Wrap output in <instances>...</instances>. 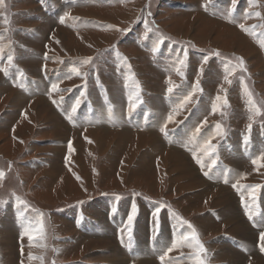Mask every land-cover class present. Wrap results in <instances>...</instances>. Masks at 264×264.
I'll use <instances>...</instances> for the list:
<instances>
[{
    "label": "rangeland",
    "instance_id": "rangeland-1",
    "mask_svg": "<svg viewBox=\"0 0 264 264\" xmlns=\"http://www.w3.org/2000/svg\"><path fill=\"white\" fill-rule=\"evenodd\" d=\"M210 1L0 2V69L7 68V74L0 70V171L4 173L0 179V264H194L197 249L179 243L191 231L183 221L195 227L206 250L201 254L205 264H264L258 244L259 232L264 231L260 222L264 219V159L254 165L250 161L254 157L239 152L240 136L249 137L250 144L264 145V0H253L251 6L249 0H238L235 8L232 0H212L223 7L219 20L212 19ZM208 8L209 14L203 11ZM245 10L252 14L246 16ZM66 12L69 15L61 22ZM185 49L187 67L181 69L185 73L181 78L176 67ZM205 56L209 59L203 72L208 70V75L200 76ZM88 58L90 62L84 64ZM238 58L245 70L239 68ZM74 68L81 75H75ZM197 80L203 82L194 93L195 102L180 109L173 120L181 126V142H169L174 133L166 129L171 134L167 141L160 129L176 126L163 122ZM52 83L60 91L51 92ZM169 87L173 92H168ZM13 89L21 95L14 97ZM111 90L116 96L111 97ZM81 91L85 92L83 102L69 120L71 104ZM248 93L258 114L251 110ZM163 96L166 103L160 99ZM217 96L221 100L213 112ZM171 99L176 102L169 104ZM130 103L137 106L130 108ZM158 118L161 124L156 121L159 126L148 132L120 127H148L149 121ZM217 124L222 136L215 135ZM198 125L199 133L195 131ZM205 138L216 146L211 155L202 150ZM148 139L159 149L144 154L142 142ZM220 141L225 148L219 147ZM185 144L190 150L184 149ZM211 158L230 167L231 189L233 184H262L261 197L250 211L251 223L245 220L229 184L201 176L200 169L208 171ZM250 166L254 167L251 171ZM198 181L205 185L196 186ZM131 201L137 208L132 235L128 236V229L122 234V239L130 238L126 241L127 248L130 241L132 245L129 255L122 249L124 240L122 247L117 245L102 210L107 204L112 209L121 206L124 212ZM156 207L161 208L158 221L152 215ZM119 218L117 214V222ZM41 220L43 231L36 234L38 238L30 242L27 235H21L30 222L37 227ZM115 235L121 240L119 233ZM174 238L177 246L161 261L159 257ZM190 243L195 245V241ZM29 253L34 257L31 260Z\"/></svg>",
    "mask_w": 264,
    "mask_h": 264
},
{
    "label": "snow or ice",
    "instance_id": "snow-or-ice-1",
    "mask_svg": "<svg viewBox=\"0 0 264 264\" xmlns=\"http://www.w3.org/2000/svg\"><path fill=\"white\" fill-rule=\"evenodd\" d=\"M0 2H2V0H0ZM237 2H238V0H232V7L233 8H235ZM252 3H253V0H249L250 6L252 5ZM251 14L252 13H249L247 10H245V15L246 16L247 15H251ZM68 15L69 14L66 12L63 16H61L60 17L61 22H64L65 17H67ZM255 15L259 16L260 13L259 12H256ZM5 22H7V21H5ZM145 27L147 29V21H145ZM240 27L241 28H244V25H240ZM123 31L127 32L128 29H124ZM148 31H150V29H148ZM145 34H147V33H145ZM261 46L264 47V42H262V45ZM156 47H159V44H157ZM156 47L153 48V52L156 51ZM0 51H2V50H0ZM214 54L215 55H219V53H214ZM7 59L9 61V65H11V61L13 60V57L11 55H9L7 57ZM208 59H209L208 56H205L203 58L202 65H201L200 69H198V72L199 73H202L204 71L203 64L207 63ZM238 59H239V65H238L239 68L241 70H245L244 69V62H243L242 58H238ZM90 60H91V58L85 59L83 61V63L84 64H88L90 62ZM186 67H187V49H185L184 56H183L182 59H179L178 65L176 67V72H177V74L181 78H183L184 75H185L184 71H182L181 69L182 68H186ZM0 70L4 71L5 74H7V68L0 69ZM235 71H236V68L233 67L232 72H235ZM73 72H74L75 75H78V76L81 75V72H80L79 69H75L74 68L73 69ZM83 75L84 76H87V73H84ZM229 75H231V73H229ZM224 79L227 80L229 84L232 83L231 80H228V76H225ZM169 84L170 85L172 84V81L171 80H169ZM241 84H243V78H241ZM198 89H199V80H197L193 84L192 90L189 91L188 94L183 97L182 101L173 108V111L169 113V115L167 117V121L174 120L175 115L178 113V111L180 109L185 108L187 105L192 104V103L195 102L194 101V93H196ZM50 91L51 92H58V91H60V89L58 88L57 83H52L51 84ZM69 91H70V89H69ZM168 92L169 93L173 92V87H169L168 88ZM248 95H249V101H248V103L252 106L251 107V110L254 113L258 114L259 113V110L256 109L255 105L253 104V102L251 100V94L248 93ZM83 97H85V92L81 91L80 94H79V96H77L76 99H75V101L71 104V110L68 112V116H67V118L69 120H72L73 117H74V114L78 111L81 103L83 102L82 101V98ZM130 100H131V98H130ZM219 100H221V97L220 96H217L215 98L213 104H212V111L213 112L217 111V101H219ZM53 103H55V101H53ZM224 103L227 104L226 99H225ZM136 106H137L136 104H131L130 103V108H135ZM167 121H166V123H167ZM205 122H202V124L205 123ZM251 128H252V125L249 124L248 125V131H249V133L251 131ZM200 130H201V125H198L195 131L197 133H199ZM160 131L166 133L165 127H161ZM215 135H217V136H222L223 135V130H222L220 124H217L216 125ZM248 138L249 137H245V142H247ZM210 139L211 138L205 140L204 141V144L202 146V150L207 151L209 153V155L213 154L215 152V148H216V146L213 145L210 142ZM68 146H69V151H71L72 150V141H69L68 142ZM194 156H195V153H194ZM261 156L264 157V153H262ZM257 159H259V157ZM257 159H253L252 160V163L253 164H256L257 163ZM197 163H202L199 158H197ZM215 164H216V160H213L212 163L208 165L209 170H211ZM202 167H203V165H202ZM227 173H228V170L227 169H225L223 171V173H222V175L224 176L225 183L228 182L227 181ZM204 175L205 176H210V171H205L204 172ZM3 177H4V173L2 171H0V179H2ZM232 186L234 188L241 187V185H239V184H233ZM250 187H251V191H250L249 195L252 198V200L255 201V200H257V189L260 188L261 186L260 185H252ZM117 199H119V197H117ZM241 199H242V202H245L243 196L241 197ZM20 202L21 203H24L23 201H20ZM245 206L246 207L249 206L247 204V202H245ZM160 211H161V208L160 207H156L155 210L152 213L153 217L157 218V221H158V214L160 213ZM136 214H137V208H136L135 204H133L132 207H131V210H130L128 216H127V221H126V227L128 229V236L129 237H131V235H132V225H133V222H134V219H135ZM249 219H253V217H252V215L250 213H249ZM260 222H264V219H262ZM183 223L187 224L188 228L191 229V231L190 232H185L183 234V236L180 238L179 243L188 244L189 247H195L197 249V251H196V253H194V255H195L194 264H205V261L203 259H201V254L205 253L206 250H205L203 244L198 239V235H197L195 229L187 221H183ZM157 230H158V223H157ZM42 231H43V229H42V220H41L40 226H37V227H32L31 226V222H30L29 223V226L25 228L24 232H22L21 235L22 236L27 235L29 241L31 242L33 239L38 238L36 234L42 233ZM190 241H195V245L191 244ZM177 243H178V241L174 238L173 241H172V246L171 247H168L164 251L163 255H161L159 257V259L161 261H165V257H167L168 256V253L171 252L173 250V248H175L177 246ZM258 244H259V247H260V251L261 252H264V231H260L259 232V241H258ZM21 251L23 253V249H21ZM28 258H29V260H31L34 257L32 256L31 253H29V257ZM21 264H23V262H21Z\"/></svg>",
    "mask_w": 264,
    "mask_h": 264
},
{
    "label": "crops",
    "instance_id": "crops-1",
    "mask_svg": "<svg viewBox=\"0 0 264 264\" xmlns=\"http://www.w3.org/2000/svg\"><path fill=\"white\" fill-rule=\"evenodd\" d=\"M9 87V86H8ZM19 90H16V89H13V94H14V97H17V96H20L21 94H20V91L18 92ZM14 101H16V99L14 98ZM167 123H170V122H167ZM172 124H174L173 122H171ZM161 135V134H160ZM239 140H241V136L239 137ZM259 140V139H258ZM262 141V140H261ZM262 142H264V140L262 141ZM246 145H247V149L246 150H248L249 151V153L246 155V156H250V157H254L255 159H257L258 157H259V159H257V163H260V161H261V158H263L264 159V157H262L261 156V154L262 153H264V145H260V144H250V143H248V141L246 142ZM233 148H234V146H232ZM255 150H259L258 151V153H257V151H256V153L254 154V151ZM239 152L241 153V155L243 156V154H244V152L245 151H242V148L239 146ZM245 155V154H244ZM251 162H252V160H250ZM257 163H256V165H257ZM255 165V164H254ZM228 166V165H227ZM228 168H229V170H228V173H227V181L228 180H230L231 179V175H230V167L228 166ZM254 167H252V166H250V171L253 169ZM208 171H210L211 173H212V171H213V168L211 169V170H208ZM259 180H261V178L259 179ZM212 181H216V180H212ZM216 182H219V183H221V184H229V181L227 182V183H223V182H220V181H216ZM211 185V184H210ZM212 186V185H211ZM251 186V185H250ZM249 186V187H250ZM229 187H230V189H231V185L229 184ZM245 190V187H239V191H244ZM217 191V190H216ZM215 191V192H216ZM231 191L234 193V195H235V197L237 198V200H238V196L235 194V192H234V190H233V188L231 189ZM259 191V188L257 189V192ZM211 192H212V190H211ZM211 193L210 194H208V197L206 198V202H208L207 200H209L210 199V197H211ZM240 197H242V195H240ZM257 197H259V196H257ZM258 199V198H257ZM254 201V200H253ZM204 202V201H203ZM238 203L240 204V202H239V200H238ZM242 203V202H241ZM207 204V203H206ZM118 209H119V211L117 210V211H115L114 212V214L113 215H110V216H108V213H107V211L105 210V208H104V210H102V212H105L106 213V221H107V223L109 224V225H111L112 226V228L114 229V239H115V241L117 242V244L120 246V247H122V240H124V248L122 247V249L124 250V252L127 254V252H128V254L129 255H131L132 254V245H131V241H130V247L129 248H127V246H126V241H127V237L128 236H126V237H124L123 239H122V234L124 233V235H125V233H126V230H127V227H126V221H127V216H128V214H129V212H130V210H131V204L130 205H128V207L125 209V211L123 212L121 209V206L120 207H118ZM119 215L120 216V218H119V220H118V222H117V220H116V215ZM77 219V218H76ZM72 222V224L74 225V223H75V217H73L72 216V220H71ZM116 222H117V224L118 225H116ZM81 223L82 224H88L87 222H82L81 221ZM85 231V230H84ZM83 231V232H84ZM82 232V233H83ZM100 231H95V233H99ZM119 233L120 234V239L121 240H116V235H115V233ZM92 233V232H91ZM90 234V233H89ZM128 239L130 240V238L128 237ZM18 244H19V242H18Z\"/></svg>",
    "mask_w": 264,
    "mask_h": 264
},
{
    "label": "bare ground",
    "instance_id": "bare-ground-1",
    "mask_svg": "<svg viewBox=\"0 0 264 264\" xmlns=\"http://www.w3.org/2000/svg\"><path fill=\"white\" fill-rule=\"evenodd\" d=\"M178 11H179V10H178ZM205 13H206V12H205ZM208 14H209V12H208ZM82 15H83V14H82ZM206 15H207V14H206ZM212 16H213V15H212ZM56 18H57V16H56ZM213 18H214V20H219L218 17H212V19H213ZM46 20H47V19H46ZM222 20H225V19L222 18ZM54 23H55V22H54ZM35 25H36V24H35ZM66 31H67V30H66ZM34 33H35V32H34ZM25 37H26V36H25ZM87 38H88V37H87ZM33 39H34V38H33ZM41 46H42V45H41ZM49 48H50V47H49ZM86 48H87V47H86ZM165 50H166V49H165ZM165 50H164V51H165ZM53 53H54V52H53ZM43 54H44V53H43ZM166 54H167V53H166ZM161 55H164V53L161 54ZM209 55H210V54H209ZM55 57H56V56H55ZM149 57H150V56H149ZM181 59H182V58H181ZM91 64H93V61H92ZM37 66H38V65H37ZM48 70H49V69H48ZM96 70H97V69H96ZM96 70H95V71H96ZM203 74H204L205 76L208 75V70H206L205 72H202V73L200 74V76H202ZM104 75H105V74H104ZM104 75L101 73L102 78H103V79H107V76L105 77ZM36 78H37V77H36ZM88 80H89V79H88ZM200 82L202 83L203 81L200 80L199 83H200ZM98 84H99V83H98ZM91 85H92V84H91ZM105 85H106V84H105ZM107 85H108V84H107ZM199 88H200V87H199ZM91 90H92V88H91ZM91 90H90V92H93V94H95V93H94V92H95L94 89H93L92 91H91ZM104 91H105V90H104ZM109 91H110V90H108V92H109ZM111 91H112V90H111ZM159 91H160V92H159ZM161 91H162V90H160V89L157 90L158 93H161ZM18 92H19V91H18ZM177 92H178V91H177ZM103 94H104V93H103ZM104 95H105V94H104ZM110 95H111V97H112V96H116V95L114 94L113 91L110 92ZM181 95H182V94H181ZM168 96H169V95H168ZM171 96H172V95H171ZM95 97H96V96H95ZM222 97H223V96H222ZM162 98H164V96H163V97H160L161 101L163 102ZM171 98H173V97H171ZM174 98H175V96H174ZM105 101H106V100H105ZM164 101H165V103L167 102V101L165 100V98H164ZM171 101H172V99H171ZM173 101H175V99H174ZM173 101H172V102H173ZM177 101H178V100H177ZM181 101H182V100H181ZM175 102H176V101H175ZM104 103H105V102H104ZM114 103H115V102H114ZM121 103H122V100H121V99H119V100L116 101V107H117V109H116V108H115V109H116V111H118V112H119V107H121ZM178 103H179V102H178ZM220 103H221V102H220ZM100 104H101V103H100L98 100H96L95 105L99 106ZM163 104H164V103H163ZM224 104H225V103H224ZM195 108H196V107H195ZM205 109H206V108H205ZM205 109H204V110H205ZM164 110H165V109H163L162 112H164ZM194 111H195V110H194ZM197 111H198V110H197ZM150 112H151V111H150ZM97 113L100 114L101 112L98 111ZM97 113H95V114H97ZM203 113H204V112H203ZM203 113L199 116V119H200L201 116H203ZM95 114H94V115H95ZM104 114H105V113H104ZM109 115H110V114H109ZM225 115H226V114H225ZM110 116H111V115H110ZM114 116H115V115H114ZM101 117H102V116H101ZM101 117H100V118H101ZM94 118H95V117H94ZM104 118H105V117H104ZM111 118H112V117H111ZM199 119H198V120H199ZM108 120H111V119L108 118ZM183 120H184V119H183ZM156 121L159 122L160 124H161V122H162V121H160L159 118H158V119H154V120L149 121V126L146 127L145 131L148 132L150 129H153L152 127H158V126H159V123H157ZM109 122H110V121H109ZM94 123H95V122H94ZM97 123H98V122H97ZM97 123H96V124H97ZM110 123H111V122H110ZM100 124H103V123H100ZM106 124H107V123H106ZM106 124H105V125H106ZM138 124L141 125V123H138ZM214 124H215V123H214ZM118 125H119V124H118ZM122 125L127 126L128 129H134V130H136V128H137V127H129V126L126 125V124H121L120 127H123ZM131 126H132V125H131ZM106 127H108L109 129L112 128V127H109V126H106ZM115 128H116V127H115ZM138 129H140V128H138ZM112 130H113V129H112ZM126 131H127V130L125 129L124 134H127ZM141 131H143V130H141ZM106 132H107V131H106ZM150 134H152V133H150ZM154 134H155V133H154ZM154 134H152V135H154ZM152 135H151V136H152ZM151 136H150V137H151ZM145 138H149V135H148L147 137H145ZM151 139H154V137H152ZM205 140H206V139H205ZM162 142H163V141H162ZM164 142H165V141H164ZM94 143H95V142H94ZM142 145L144 146V148L146 147V148L144 149V154H147V152H148V153H151V152H154V151H156V150L159 149V147H156V146L153 144V140L150 142L149 139H148L147 143H146V141H143V142H142ZM165 145H166V144H165ZM95 148H96V147H95ZM174 148H175V147H174ZM178 149H179V148H178ZM193 149H194V148H193ZM149 150H150V151H149ZM182 151H183V150H182ZM198 152H199V151H198ZM255 152H256V150H255ZM257 153H258V151H257ZM181 155H182V154H181ZM185 155H186V154H185ZM198 155H199V153H198ZM207 155H208V154H207ZM91 156H92V155H91ZM178 156H179V158H180V155H178ZM205 156H206V155H205ZM206 157H207V156H206ZM209 157H210V156H209ZM91 159H92V158H91ZM91 161H92V160H91ZM244 161H245V158H243V162H244ZM207 162H208V161H207ZM234 162H235L234 164H239V163L241 162V159H240L239 161H236V160H235ZM204 163H205V162H204ZM202 165H203V164H202ZM242 165H243V163H241L240 166H242ZM203 166H204V165H203ZM205 167H206V166H205ZM128 168H129V167H128ZM200 168H202V167H200ZM242 168H244V166H243ZM123 170H124V169H122L121 171H123ZM66 174H67V173H66ZM200 175H201V174H200ZM201 176H202V175H201ZM175 180H176V179H175ZM204 180H205V179H204ZM176 181H177V180H176ZM228 181H229V180H228ZM229 182H230V181H229ZM198 183H199V185H196V186H198V187H202V186L205 185L202 181H198ZM194 184H195V183H194ZM223 185H224V184H223ZM180 190H181V189H180ZM181 194H182V193H181ZM117 204H118V203H117ZM99 220H100V219H99ZM84 225H85V227L88 226V224H84ZM107 226H108V225H107ZM10 230H11V228H10ZM107 231H109V230L107 229ZM241 231H242V230H241ZM243 231H245V232H247V233L250 232V233L256 234V232L253 231L252 229H249V230H248V229H245V230H243ZM13 232H14V231H13ZM146 232H147V231H146ZM105 233H106V232H105ZM14 235H15V238H16L17 233H16V234L14 233ZM113 235H114V233H113ZM17 236H18V235H17ZM108 236L111 237L110 234H109ZM108 236H103V237L106 238V237H108ZM101 237H102V236H101ZM111 238H112V237H111ZM146 238H147V237H146ZM143 240H144V239H143ZM21 242H22V241H21ZM114 242H115V241H114ZM114 242L112 243V241H111V243L113 244V247H114V245L116 244V243L114 244ZM144 244H145V243H144ZM248 244H249V245H252V240H248ZM117 245H118V244H117ZM143 247H144V246H143ZM156 247H158V246H156ZM19 248H20V246H19ZM145 248H146V247H145ZM20 250H21V248H20ZM144 250H146V249H144ZM149 251H150V250H149ZM151 251H152V250H151ZM151 251H150V252H151ZM155 251H156V250H155ZM121 252H122V251H121ZM121 255H122V254H121ZM127 258H128V257H127ZM61 259H62V258H61ZM128 259H130V258H128ZM124 260H125V259H124ZM141 261H142V260H141ZM113 262H114V261H113ZM113 262H112V263H113ZM114 263H115V262H114ZM109 264H110V263H109Z\"/></svg>",
    "mask_w": 264,
    "mask_h": 264
}]
</instances>
